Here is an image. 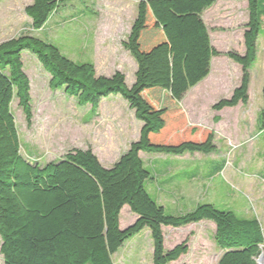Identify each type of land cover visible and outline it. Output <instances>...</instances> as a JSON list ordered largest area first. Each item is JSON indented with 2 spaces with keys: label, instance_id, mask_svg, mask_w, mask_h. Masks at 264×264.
Here are the masks:
<instances>
[{
  "label": "trees",
  "instance_id": "trees-1",
  "mask_svg": "<svg viewBox=\"0 0 264 264\" xmlns=\"http://www.w3.org/2000/svg\"><path fill=\"white\" fill-rule=\"evenodd\" d=\"M75 0H32L24 8L31 30L40 31L49 18ZM216 0H140L122 48L134 60L130 87L125 76H97L91 63H77L50 43L30 34L0 43V254L3 264H113L123 244L144 229L152 240V264H171L188 252L187 241L164 248V228L179 229L203 221L213 223L214 241L222 254L217 264H257L264 236L256 219L242 218L212 204L167 215L152 199L148 171L140 153L175 157L216 152L212 129L190 123L182 109L185 94L210 73L211 60L224 56L240 67L238 85L227 99L211 106L219 112L248 103L250 69L256 61L264 0H246L242 55L218 52L211 45L202 14ZM37 59L49 75V88L63 91L79 106L94 111L102 99L119 95L141 123L138 139L113 165L104 168L90 149H73L58 161L32 165L20 156V142L11 104L17 100L25 121H31L29 81L22 52ZM263 105L258 124L264 121ZM219 117H213L217 123ZM127 206L135 216L120 229Z\"/></svg>",
  "mask_w": 264,
  "mask_h": 264
},
{
  "label": "rangeland",
  "instance_id": "rangeland-1",
  "mask_svg": "<svg viewBox=\"0 0 264 264\" xmlns=\"http://www.w3.org/2000/svg\"><path fill=\"white\" fill-rule=\"evenodd\" d=\"M31 1L0 0V43L30 34L54 45L74 62L91 63L97 76L109 77L119 71L124 74L126 85H132L136 65L121 42L130 31L140 0L70 1L40 31L31 30L30 19L24 13ZM202 19L212 47L223 54L233 51L242 55L244 25L248 19L246 0H216L202 14ZM256 52L244 108L224 109L221 120L213 122L218 114L211 106L230 97L228 92L241 74L240 67L224 56L212 58L209 80L191 88L181 101L190 123L214 131L216 152L182 157L140 153L145 168L156 174L155 181L147 185L148 193L163 205L167 215L209 203L239 217L256 219L264 236V121L258 124L264 87V14ZM21 61L30 88L29 125L16 99L11 111L19 136L20 156L26 162L45 166L70 150L90 149L108 169L138 139L141 123L119 95L102 99L92 111L88 105L79 106L76 99L63 91H52L50 77L35 56L24 51ZM134 220L135 216L124 206L119 216L120 229ZM162 231L165 250L187 241V254L171 264H217L222 254L214 241L215 227L209 221ZM259 254L256 263L264 264V244ZM112 261L113 264H152L148 229L126 241ZM0 264H3L1 254Z\"/></svg>",
  "mask_w": 264,
  "mask_h": 264
},
{
  "label": "crops",
  "instance_id": "crops-1",
  "mask_svg": "<svg viewBox=\"0 0 264 264\" xmlns=\"http://www.w3.org/2000/svg\"><path fill=\"white\" fill-rule=\"evenodd\" d=\"M258 41V40H257ZM243 49V53H244V47L242 48ZM242 53V54H243ZM221 57V56H220ZM257 59V58H256ZM229 60V59H228ZM229 61H231V60H229ZM232 62V61H231ZM232 63H234V62H232ZM229 65L230 63L228 62V63H226V65ZM235 64V63H234ZM225 65V64H224ZM210 76H211V74L209 73V75L203 80V81H201L199 84H201V83H205L206 81H208L209 80V78H210ZM240 77V76H239ZM239 77H238V79H237V81H236V85L235 86H233V87H231L230 88V90H229V92H228V94H230L231 95V93H232V91L234 90V88L238 85V83H239ZM198 84V85H199ZM250 84V83H249ZM246 105H241V104H238L236 107H233V108H224V109H238V108H240V107H242V108H244ZM224 109H222L221 111H219V112H215L216 114H218L219 115V113H220V115L218 116L219 117V121L221 120V115H222V113L224 112Z\"/></svg>",
  "mask_w": 264,
  "mask_h": 264
},
{
  "label": "water",
  "instance_id": "water-1",
  "mask_svg": "<svg viewBox=\"0 0 264 264\" xmlns=\"http://www.w3.org/2000/svg\"><path fill=\"white\" fill-rule=\"evenodd\" d=\"M259 255H260V254H259ZM261 258H262V256H261ZM261 258H260V259H261Z\"/></svg>",
  "mask_w": 264,
  "mask_h": 264
}]
</instances>
